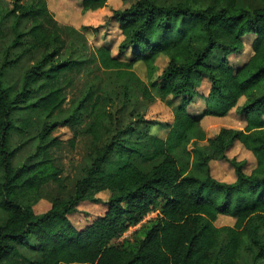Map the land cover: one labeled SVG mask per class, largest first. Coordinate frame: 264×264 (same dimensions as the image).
I'll use <instances>...</instances> for the list:
<instances>
[{
    "label": "trees",
    "instance_id": "1",
    "mask_svg": "<svg viewBox=\"0 0 264 264\" xmlns=\"http://www.w3.org/2000/svg\"><path fill=\"white\" fill-rule=\"evenodd\" d=\"M107 1L81 0L82 10ZM238 1L133 0L114 11L124 35L119 55L107 45L86 55L67 46L60 25L51 26L47 0H9L8 9L0 0V40L5 29L11 32L10 45L0 51V264H264V4L243 7ZM248 35L254 36L253 53L235 67L230 58ZM215 54L220 58L212 62ZM26 56L33 62L20 81L9 82ZM161 56L168 63L156 76ZM93 62L108 75L94 73L86 90L69 97L72 74ZM139 63L147 80L135 71ZM204 75L211 81L206 107L192 113L187 107L201 96ZM155 94L182 98L165 139L148 133L153 122L144 114L120 116L123 105L140 98L151 103ZM234 108L246 125L225 126L209 137L201 120ZM22 111L29 114L16 119ZM39 122L35 150L15 165L25 133ZM62 124L73 129V146L80 134L92 137L91 163L67 198L55 197L37 212L43 187L63 184V168L52 153L62 143L53 136ZM235 142L255 156L252 172L244 170L245 161L228 157ZM135 155L161 159L145 170ZM221 158L234 166V181L212 173V161ZM102 192L108 193L104 201ZM84 201L106 209L79 229L69 217ZM153 211L135 241L121 239ZM223 215L235 222L218 225ZM33 241L40 258L18 249Z\"/></svg>",
    "mask_w": 264,
    "mask_h": 264
},
{
    "label": "rangeland",
    "instance_id": "2",
    "mask_svg": "<svg viewBox=\"0 0 264 264\" xmlns=\"http://www.w3.org/2000/svg\"><path fill=\"white\" fill-rule=\"evenodd\" d=\"M133 0H108L107 4L103 8L97 10H89L83 12L81 0H47L48 8L52 14L51 26L55 24L60 25L63 28L62 38L66 41L67 46L71 49H75V54L85 53L89 55L90 52H95L100 46L107 45L112 49L113 55H119V45L124 38L121 31L120 24L114 18V11L119 8L132 3ZM166 3H174L178 0H161ZM9 0H3V8L9 7ZM264 4V0H239V6L245 7H257ZM6 35L0 40V51L8 47L11 43V32L9 29L4 30ZM253 35H248L244 38V47L236 55H232L230 63L237 67L245 62L253 53L252 41ZM13 53H18V49H14ZM132 52L122 54L123 58L129 57ZM219 54H215L212 58V62L217 61L220 57ZM3 56L0 54V63ZM33 62L28 56L22 58L18 67L8 74V81H20L24 74L26 67ZM168 58L161 56L157 60L156 76L162 72ZM97 64L95 62L88 63L79 72L72 74L73 87L69 88V97L79 92V90H86L90 81H93V74H102L104 77L108 74H104L102 71H96ZM94 71V72H92ZM135 71L145 80H147V69L143 63H139L135 67ZM107 81V80H106ZM211 86V81L207 75H204L201 85L198 87L201 92V96L195 99L188 105V110L192 113H200L206 107V95ZM72 88V89H71ZM157 93V92H155ZM156 100L148 102L143 99H137L136 102H130L127 105H123L120 109V116L127 120L129 114L135 111V114H144L145 119L152 121V127L149 134L166 138L171 125L174 121L175 107L181 103V97H173L169 95L167 98L162 99L160 95L155 94ZM244 99H241L240 103H243ZM69 107V106H67ZM119 107V106H118ZM113 111H117L116 106H111ZM68 110L64 114H67ZM28 111H22L16 115V119L26 118ZM36 116L33 117V120ZM19 120L17 121L19 123ZM246 125V119L243 114L238 112L236 108L230 110L225 116L207 115L201 120V126L209 137H214L218 134L223 127H235L241 128ZM42 123H38L33 126H29L28 132L25 133L23 141L24 145L18 150L13 162L15 165H22L26 162L29 155L33 153L38 143L37 135L41 131ZM85 124H80L77 128L84 129ZM53 136L59 137L62 143L52 148L53 157L55 162L63 168V184H48L42 189L43 198L36 204V211H46L52 203L55 197L67 198L72 192L73 187L78 178L82 175V170L85 166L91 163V158L88 156V149L92 141V137L88 134L78 135L76 145L73 146L69 142L74 137V131L70 127L62 124L53 133ZM19 136L15 134L13 136V142L16 144L19 142ZM229 158L236 157L240 161H245L244 170L247 173L252 172L256 166L255 156L245 148L240 142H235L227 151ZM146 160L143 157L133 156V160L141 168L148 170L158 160ZM212 173L220 180L232 182L236 178L234 166L227 159L214 160L211 163ZM0 171V175H1ZM100 196L103 201L107 198L108 193L102 192ZM106 209L104 203H95L91 201H84L80 204L79 210L70 215V220L73 224L79 228H84L94 217L102 214ZM157 211L151 212L140 224L132 226L128 232L124 234L121 239L135 241L140 235V229L146 225L148 220L155 216ZM235 218L228 215L220 216L217 220L218 225L233 224ZM39 242L33 241L29 245H19V251L24 256L31 257L33 259L40 258L39 250L37 249Z\"/></svg>",
    "mask_w": 264,
    "mask_h": 264
}]
</instances>
